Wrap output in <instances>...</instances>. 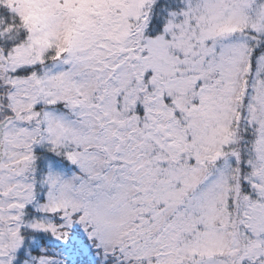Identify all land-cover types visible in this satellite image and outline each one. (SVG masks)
I'll use <instances>...</instances> for the list:
<instances>
[{"label": "snow or ice", "instance_id": "obj_1", "mask_svg": "<svg viewBox=\"0 0 264 264\" xmlns=\"http://www.w3.org/2000/svg\"><path fill=\"white\" fill-rule=\"evenodd\" d=\"M0 264H264V0H0Z\"/></svg>", "mask_w": 264, "mask_h": 264}]
</instances>
